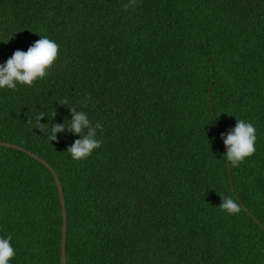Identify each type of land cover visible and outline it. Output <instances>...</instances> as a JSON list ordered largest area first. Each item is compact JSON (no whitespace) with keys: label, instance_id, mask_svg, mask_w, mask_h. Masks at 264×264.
Listing matches in <instances>:
<instances>
[{"label":"trees","instance_id":"trees-1","mask_svg":"<svg viewBox=\"0 0 264 264\" xmlns=\"http://www.w3.org/2000/svg\"><path fill=\"white\" fill-rule=\"evenodd\" d=\"M128 2L0 0V64L41 36L59 45L45 78L0 89V140L55 169L67 264H264V0ZM72 107L103 126L80 161ZM38 113L43 132L27 123ZM237 119L257 139L233 168ZM53 124L65 131L50 141ZM63 225L51 169L0 145L9 264H62Z\"/></svg>","mask_w":264,"mask_h":264},{"label":"clouds","instance_id":"clouds-1","mask_svg":"<svg viewBox=\"0 0 264 264\" xmlns=\"http://www.w3.org/2000/svg\"><path fill=\"white\" fill-rule=\"evenodd\" d=\"M137 0H129L123 5L127 11L135 7ZM41 36V35H40ZM59 45L50 40L47 36H41L28 50H16L14 54L3 64H0V89H16L17 85L32 86L38 79L47 76L55 61L58 59ZM60 103L67 104L66 100ZM87 107V103H84ZM72 120L69 131L76 134H82V139H77L68 149L67 152L75 161L87 159L93 152L102 146V141L96 138L97 129L103 126L99 123L93 127L85 112H78L72 107ZM55 115V113H54ZM44 118L43 113H38L35 117L28 119L27 123L41 132L45 131L46 124L40 123ZM85 129L87 131L85 132ZM65 131V125L53 124L48 134L50 141L56 140V133ZM256 128L252 123L245 122L243 119H237L234 129H232L224 138V145L227 149L226 159L230 162L231 167L236 168L243 163L245 158L254 155L256 142ZM222 203L219 205L221 211L228 215L238 214L241 211V205L230 196H221ZM12 237H0V264H9L10 259L15 256V250L11 246Z\"/></svg>","mask_w":264,"mask_h":264},{"label":"water","instance_id":"water-1","mask_svg":"<svg viewBox=\"0 0 264 264\" xmlns=\"http://www.w3.org/2000/svg\"><path fill=\"white\" fill-rule=\"evenodd\" d=\"M0 145L3 146H8V147H13V148H18L21 150L26 151L27 153H29L31 156L38 158L39 160H41L43 163H45L50 169L51 171L54 173L55 175V179L57 182V186L60 192V197H61V201H62V206H63V215H64V225H63V240H62V257H61V261L62 264H67V250H66V245H67V222H66V208H65V199H64V193H63V188L61 185V182L59 181V178L56 174L55 169L49 164L48 161L42 159L41 157H39L36 153L32 152L31 150H28L20 145H17L15 143H11V142H7V141H1L0 140Z\"/></svg>","mask_w":264,"mask_h":264}]
</instances>
